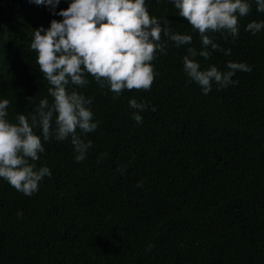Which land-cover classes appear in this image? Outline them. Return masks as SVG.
Segmentation results:
<instances>
[{"label": "trees", "instance_id": "1", "mask_svg": "<svg viewBox=\"0 0 264 264\" xmlns=\"http://www.w3.org/2000/svg\"><path fill=\"white\" fill-rule=\"evenodd\" d=\"M249 2L238 39L209 33L221 50L194 59L202 70L226 71L228 61L252 70L204 95L183 70L187 48H202L198 32L172 0H145L151 16L192 43L167 41L148 91L116 99L86 74L89 84L76 90L91 98L98 127L77 133L92 146L77 162L70 138L44 142L35 164L52 175L30 197L0 179V264H264V30L245 31L264 13ZM53 19L62 17L33 0H0V99L10 101L11 122L18 114L31 122L41 99L51 103L30 43ZM131 99L147 106L140 124Z\"/></svg>", "mask_w": 264, "mask_h": 264}, {"label": "clouds", "instance_id": "2", "mask_svg": "<svg viewBox=\"0 0 264 264\" xmlns=\"http://www.w3.org/2000/svg\"><path fill=\"white\" fill-rule=\"evenodd\" d=\"M33 2L47 6L53 15L62 17L51 20L47 28L34 29L30 43L39 71L48 82L51 103L47 98L41 99L34 107L31 122L24 114H18L16 122H11L7 119L10 101L0 99V179L29 197L39 190L45 177L52 175L49 167L37 169L35 164L45 151L44 142L70 138L77 162L86 158L92 146L91 141L85 142L77 133L79 130L87 134L98 127L87 107L91 98L76 90L89 84L86 74L100 87L107 86L116 99L125 90L148 91L156 75L152 62L157 59V53L166 54L167 41L177 47L192 43L191 35L173 32L167 23L162 26L151 16L145 0H70L68 7L59 11L56 9L61 0ZM254 2L256 11L264 13V0ZM172 3L179 10V16L200 36L202 48L199 51L187 48L183 70L204 95L212 90L213 83L218 89L224 88L238 83L232 79L237 71L252 70L246 63L234 61L227 62L226 71L215 65L202 70L194 59L197 56L209 59L212 54L209 48L221 50L209 33H226L238 39L239 19L252 11L249 0H172ZM261 30H264V21L253 20L245 27L253 35ZM224 52L229 55L231 50ZM70 84L75 86L71 91ZM129 107L138 110L132 118L137 124L142 123L139 111L147 106L131 99ZM34 127L41 129L42 139ZM120 171L123 173L124 169ZM137 187H142V182H137Z\"/></svg>", "mask_w": 264, "mask_h": 264}]
</instances>
